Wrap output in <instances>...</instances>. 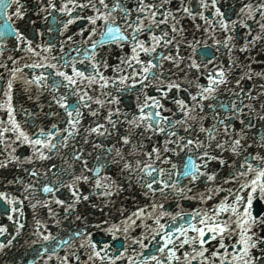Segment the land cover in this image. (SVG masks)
Wrapping results in <instances>:
<instances>
[{"label": "snow or ice", "instance_id": "6c2138e0", "mask_svg": "<svg viewBox=\"0 0 264 264\" xmlns=\"http://www.w3.org/2000/svg\"><path fill=\"white\" fill-rule=\"evenodd\" d=\"M257 44L264 0H0V254L30 209L11 264H264Z\"/></svg>", "mask_w": 264, "mask_h": 264}, {"label": "water", "instance_id": "95a60500", "mask_svg": "<svg viewBox=\"0 0 264 264\" xmlns=\"http://www.w3.org/2000/svg\"><path fill=\"white\" fill-rule=\"evenodd\" d=\"M223 10H226L228 8V3L225 2L220 5ZM182 23L191 30L192 22L189 20H184ZM40 26V22L37 21V27ZM197 37L199 38V34L197 33ZM191 39V37H189ZM236 55L241 59L245 60L247 62L249 59L251 60V66L255 71H264V45H259L253 49H251L248 52L245 53H236ZM220 59L226 63L227 57L224 56L223 50H221V53L219 54ZM115 58V54L111 57V59ZM248 82L244 83V87L247 88ZM16 99L23 101L24 106L31 109L32 103L30 101H26L23 96H20L17 94ZM130 103V101H127ZM45 107H47L45 105ZM19 119V117H17ZM26 149L24 147L18 149V152H25ZM18 170L13 168L12 166H9L8 168H0V181H2L4 178L11 179L13 175L17 174ZM133 197L136 199H140L138 192L135 188H128L125 192L121 194V196L117 199L116 204L119 206L121 203H123L126 207H130L133 204ZM80 211H83L85 213L89 212H95V209H92L87 203L82 204L80 206ZM30 209H27L25 211V221L27 222V225L30 228L31 225V216H30ZM0 222H4L7 224H11V222L6 221L3 218H0ZM29 228H26L25 230H22L21 234L14 240V247L11 249L6 250L5 253L0 254V264H11V261L13 257H16L19 259L21 255H23L27 251V241L29 240ZM11 231V228H10Z\"/></svg>", "mask_w": 264, "mask_h": 264}]
</instances>
